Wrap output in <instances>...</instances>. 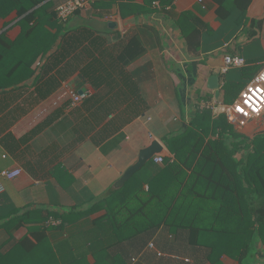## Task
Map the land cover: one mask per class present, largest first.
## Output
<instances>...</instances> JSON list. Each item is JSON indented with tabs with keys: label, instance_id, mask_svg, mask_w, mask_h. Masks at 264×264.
Here are the masks:
<instances>
[{
	"label": "crops",
	"instance_id": "crops-1",
	"mask_svg": "<svg viewBox=\"0 0 264 264\" xmlns=\"http://www.w3.org/2000/svg\"><path fill=\"white\" fill-rule=\"evenodd\" d=\"M68 1L0 0V264H106V229L93 221L107 210L94 206L153 141L172 157L167 138L198 113L222 116L209 105H233L264 67V0L243 25L218 19L213 0H85L63 23L57 9ZM195 28L198 53L184 35ZM133 39L140 48L122 62ZM235 58L245 65H229ZM68 87L91 95L71 107ZM234 127L253 139L264 117ZM14 169L22 170L14 180L1 175ZM25 237L36 250L14 254ZM183 238L163 225L111 253L118 264H210ZM256 253L251 264H264V235Z\"/></svg>",
	"mask_w": 264,
	"mask_h": 264
},
{
	"label": "trees",
	"instance_id": "trees-1",
	"mask_svg": "<svg viewBox=\"0 0 264 264\" xmlns=\"http://www.w3.org/2000/svg\"><path fill=\"white\" fill-rule=\"evenodd\" d=\"M13 1L18 4L22 0ZM213 1L218 19H234L243 25L254 0ZM38 3L33 2L29 9ZM34 19L31 15L29 22ZM184 35L189 50L198 53L201 31L184 30ZM139 48V42L131 40L120 60L125 62ZM211 116L210 111L198 113L181 132L166 139L172 157H164L160 164L151 160L91 210H107L105 216L93 221L94 226L106 229V264H118L120 259L111 253L118 244L153 234L163 225L175 236L184 237L181 246L205 249L210 264H223L224 255L245 264L254 254L264 234V133L250 139L237 132L224 114L215 120ZM204 117L207 119L200 122ZM240 152L243 154L238 157ZM177 220L180 222L175 224ZM38 233L35 240L40 243ZM110 237L114 244H107ZM36 248L30 237H25L14 254L29 255Z\"/></svg>",
	"mask_w": 264,
	"mask_h": 264
},
{
	"label": "built area",
	"instance_id": "built-area-1",
	"mask_svg": "<svg viewBox=\"0 0 264 264\" xmlns=\"http://www.w3.org/2000/svg\"><path fill=\"white\" fill-rule=\"evenodd\" d=\"M202 2V0L200 1ZM158 6V3H155ZM88 3L85 0H70L67 3L61 5L57 9L58 18L66 22L77 11L86 9ZM229 65L244 66L245 60L243 58H235L228 60ZM90 91L78 92L76 89L68 87L65 95L71 100V107L80 105L84 99L90 97ZM215 114L219 112L224 114L228 120L240 127H246L251 121L261 119L264 117V67L262 70L246 85L241 92L239 99L230 106H210L208 107ZM164 157L157 156L154 158L155 163H163ZM22 174L21 169L6 170L1 175L8 179L14 180ZM151 247H154L151 244ZM159 255H161L159 253Z\"/></svg>",
	"mask_w": 264,
	"mask_h": 264
},
{
	"label": "water",
	"instance_id": "water-1",
	"mask_svg": "<svg viewBox=\"0 0 264 264\" xmlns=\"http://www.w3.org/2000/svg\"><path fill=\"white\" fill-rule=\"evenodd\" d=\"M163 153L164 152L162 145L158 141H153L150 146L141 151L137 163L132 165L123 174L121 179L113 185L108 195L115 193L116 191L121 189L125 185V183L134 176L135 173L140 171L148 162L153 160L155 157H165Z\"/></svg>",
	"mask_w": 264,
	"mask_h": 264
},
{
	"label": "rangeland",
	"instance_id": "rangeland-1",
	"mask_svg": "<svg viewBox=\"0 0 264 264\" xmlns=\"http://www.w3.org/2000/svg\"><path fill=\"white\" fill-rule=\"evenodd\" d=\"M242 154H243V152H240V155H242ZM112 187H113V186H112ZM262 232H263V230H262ZM263 235H264V234H263ZM256 251H257V249H255L254 254H253L251 257H249V258L246 260V262H249V264L252 263V259H253V257L257 254Z\"/></svg>",
	"mask_w": 264,
	"mask_h": 264
}]
</instances>
